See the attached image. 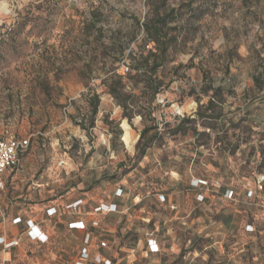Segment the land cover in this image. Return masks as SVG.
I'll list each match as a JSON object with an SVG mask.
<instances>
[{
  "label": "rangeland",
  "instance_id": "374dc122",
  "mask_svg": "<svg viewBox=\"0 0 264 264\" xmlns=\"http://www.w3.org/2000/svg\"><path fill=\"white\" fill-rule=\"evenodd\" d=\"M155 4L0 0V138L29 141L1 177L0 234H21L18 215L50 235L4 264H74L72 218L103 230L119 264H264V0H165L175 40L152 99L127 55L153 48ZM150 239L159 252L147 255Z\"/></svg>",
  "mask_w": 264,
  "mask_h": 264
},
{
  "label": "trees",
  "instance_id": "16d2710c",
  "mask_svg": "<svg viewBox=\"0 0 264 264\" xmlns=\"http://www.w3.org/2000/svg\"><path fill=\"white\" fill-rule=\"evenodd\" d=\"M149 1L156 3L154 6L151 5L149 8V13H151L152 16L156 17V18L143 25L145 28L144 41L147 42L145 45H148L149 43H151L154 46L152 49L148 50L146 54L144 53V50H139L136 53L130 52V53H128L127 58L132 63L131 70L134 71L133 77L144 78V80H143L144 85H145L144 87L151 91V94H152L151 98L153 99L155 97V95L159 92V87L162 84V82L160 80H157L158 78H157L156 74H157L158 70L161 69L163 67V65L165 64L166 55L168 54V52L171 49L170 45L175 40V36L172 34H169V32L171 30L166 28L167 22H165L164 16H162L161 8H163L164 12L166 9L165 0H149ZM113 76L116 77V80L109 87V92L111 95H113L119 101V106L123 109V111H125L127 109V104L125 103V100L121 99L119 94H118V89L122 88V85H121V79L122 78H121V76L117 75L116 73H113ZM92 99L94 100V102H92ZM92 99H88V103H89V106L92 108L93 113H94L96 111L97 100H96V97H93ZM152 121H154V120L152 119ZM184 121H186V120H184ZM157 129H158L157 123H152L150 126H145L140 133V137H139V140L137 142V146L140 144L142 139H145L146 134L149 131H152V134L149 137L151 139L154 138L158 133ZM132 143L133 142L131 141L129 143V145H127V148H130ZM147 147L148 146L145 144L144 147L140 150L141 156H143L145 154V148H147ZM119 189H121V188H119ZM121 191H123V190L121 189ZM227 191H229V190L228 189L224 190V192H227ZM75 201H77V200L71 201L70 204H72ZM81 204H82V201H81ZM110 204L117 205L116 202H113ZM80 205L78 206V208L80 207ZM99 205H106V204H103V203L97 204L96 206H94L92 208V212H94V208L99 206ZM49 208H54L56 210V214L54 216H56L59 213V210L57 207H55L53 205H49L44 210V216L45 217H47V218H53L54 217V216H52V217L47 216L46 210ZM15 217L20 218V223L17 225H14V226L15 227L20 226V225L23 226V231H21V234L19 232L14 233L13 237L19 238L20 245H19V248H15L13 250H15V251L18 250L17 252H19V251L21 252V251H25L27 246H30V245L44 246V245L49 243L50 235L45 230H43L42 228H41L42 231L44 232V234L47 237V241L45 243L32 241L30 239V237L27 235V233H25V230L27 227V224H26L27 221H32V223L37 224L36 222H34L31 219H24L21 216L16 215L10 219V225L12 224V220ZM73 221H81L84 225L83 233H82L81 240H80L78 250H77V259L74 262V264L79 260L80 251H81L82 247H84V246L88 247L89 251H91V249H94L98 253L97 255H99V257L101 259V262L99 264H103L104 259L110 260V264H112L111 258L100 253V251H102V250L106 251L108 253H109V251H111L110 250L111 248H107V247L103 248L99 244V241H106V239H107L106 234L103 232V230H101L97 227H94L95 225L92 223L90 224V226H88V223L85 222V220H83V219L72 218L66 223V227L70 231H74V232L78 231L75 229H69V223H71ZM37 225H39V224H37ZM85 235L90 236L88 245L84 243ZM92 240L94 241L93 246H91ZM146 249H147V246L145 247V250ZM11 251L9 252V255H7L8 258L6 259V262L11 260V257H12ZM89 264H98V263H95L92 261Z\"/></svg>",
  "mask_w": 264,
  "mask_h": 264
},
{
  "label": "built area",
  "instance_id": "2783aa9c",
  "mask_svg": "<svg viewBox=\"0 0 264 264\" xmlns=\"http://www.w3.org/2000/svg\"><path fill=\"white\" fill-rule=\"evenodd\" d=\"M128 71V68H125ZM29 145V141L27 139H18L14 136H7L0 138V188L3 187V183L1 181V177L5 172L11 171L18 167L20 162V155L27 149ZM64 160H60L58 163L59 167H63L65 165ZM261 188V187H260ZM228 192V191H227ZM121 189L117 190V195H121ZM252 192H249V196H251ZM232 192L229 193V197H231ZM163 201V197H162ZM81 204L80 200H77L69 205L70 209L75 210ZM116 211V205L107 204V205H99L94 208V213H112ZM46 214L48 217H52L56 214V210L54 208H49L46 210ZM20 223V218H13L12 224L17 225ZM27 227L25 233L30 237L32 241H37L40 243H45L47 241V237L42 231L41 227L37 224L32 223V221H27ZM69 229L81 230L83 231L84 225L81 221H73L69 223ZM247 231H252V227L248 226ZM89 235H85L84 243L88 245ZM101 247H108L105 241H99ZM20 241L19 238L16 237H7L5 234H0V248L2 252H10L15 248H19ZM147 249L145 252L147 254H156L159 252L158 244L154 239H150L147 241ZM90 251L89 248L84 246L82 247L79 260L75 264H89L90 262ZM93 262L100 263L101 259L99 255H96L93 259ZM6 262L3 259V264ZM103 264H110V260L104 259Z\"/></svg>",
  "mask_w": 264,
  "mask_h": 264
},
{
  "label": "crops",
  "instance_id": "0c3cea01",
  "mask_svg": "<svg viewBox=\"0 0 264 264\" xmlns=\"http://www.w3.org/2000/svg\"><path fill=\"white\" fill-rule=\"evenodd\" d=\"M127 143H130V142H127ZM127 143H124L125 144V146L127 147ZM11 226L12 227H15L13 224H11ZM14 229L12 228L11 230H9L8 232H6V231H4V233H2V234H5V236H7V237H13V235H14ZM77 232H81V230H78ZM94 245V241L92 240L91 241V246H93ZM100 253L101 254H103V255H105V256H108L109 258H111L112 259V264H119V262H117L116 261V253L115 252H111V253H108V252H106V251H100ZM146 253V252H145ZM90 262L89 263H91L93 260V258L98 254L94 249H91V251H90ZM7 255H9V252L7 253ZM148 255V254H147ZM150 255H152V254H150Z\"/></svg>",
  "mask_w": 264,
  "mask_h": 264
}]
</instances>
